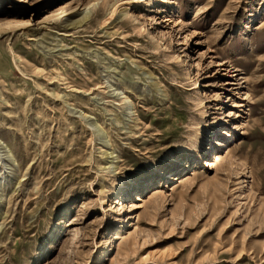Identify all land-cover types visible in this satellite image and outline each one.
I'll use <instances>...</instances> for the list:
<instances>
[{
    "label": "rangeland",
    "instance_id": "rangeland-1",
    "mask_svg": "<svg viewBox=\"0 0 264 264\" xmlns=\"http://www.w3.org/2000/svg\"><path fill=\"white\" fill-rule=\"evenodd\" d=\"M0 264H264V0H0Z\"/></svg>",
    "mask_w": 264,
    "mask_h": 264
},
{
    "label": "bare ground",
    "instance_id": "bare-ground-1",
    "mask_svg": "<svg viewBox=\"0 0 264 264\" xmlns=\"http://www.w3.org/2000/svg\"><path fill=\"white\" fill-rule=\"evenodd\" d=\"M236 75H238V74H236ZM218 135L219 136H223V135H225V136H227L228 135V132H226L225 131V129H220L219 130V133H218ZM216 140V142H215V144L216 145H220V147H222V146H224V144H222V142H220L219 141V139H215ZM197 146V145H196ZM230 153L229 154H231L232 153V150H230L229 151ZM220 156L217 154L216 155V158H219ZM207 163V162H206ZM211 164H213V163H211ZM196 173V172H195ZM195 173H193V175H195ZM189 179H191V176L189 175L188 176V174L187 175H184V176H182V177H180V181H179V184L178 185H176V187H180V186H182L183 184H185ZM173 189H175V188H173ZM140 205H136V207H139Z\"/></svg>",
    "mask_w": 264,
    "mask_h": 264
}]
</instances>
